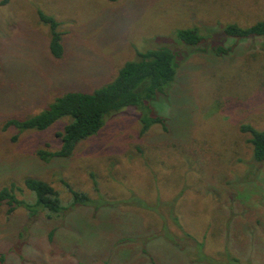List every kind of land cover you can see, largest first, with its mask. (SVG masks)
Here are the masks:
<instances>
[{"label": "rangeland", "instance_id": "374dc122", "mask_svg": "<svg viewBox=\"0 0 264 264\" xmlns=\"http://www.w3.org/2000/svg\"><path fill=\"white\" fill-rule=\"evenodd\" d=\"M8 2L0 7V190L15 183L25 199L24 181L32 177L50 184L68 207L65 182L111 213L100 219L77 210L69 226L73 210L65 224H46L43 215L29 218L19 209L8 216L1 207L5 263L186 264L195 243L186 239L178 253L164 235L187 234L214 258L228 247L264 264V164L254 163L249 136L240 131L243 124L264 130V38L239 41L222 32L227 24L264 21V0ZM41 13L60 23V60L50 54ZM193 27L207 36L200 46L173 41L175 31ZM163 45L179 54L175 83L152 104L167 119L166 131L155 125L143 135L141 112L126 108L71 158L50 162L37 153L60 150L56 134L69 118L43 132L4 131L9 119L39 113L67 92H94L137 52ZM220 45L231 51L218 54ZM53 229L58 236L51 240ZM154 236L160 238L149 241ZM171 249L173 260L161 252Z\"/></svg>", "mask_w": 264, "mask_h": 264}, {"label": "trees", "instance_id": "16d2710c", "mask_svg": "<svg viewBox=\"0 0 264 264\" xmlns=\"http://www.w3.org/2000/svg\"><path fill=\"white\" fill-rule=\"evenodd\" d=\"M8 1H1L0 7L8 4ZM40 18L50 29L49 51L51 56L56 60L62 59L65 49L63 35L59 30L60 23L55 18L44 13L40 14ZM222 32L223 37L239 41L264 38V21L247 28L241 27L238 24H227L222 27ZM172 37L175 43L190 48L200 46L207 38L197 27L177 30L173 33ZM212 39L214 43L219 42L216 36L212 37ZM216 51L222 55L229 53L231 50H227L220 45L216 48ZM137 55L138 59L127 62L110 83L96 89L94 92H67L56 98L53 104L39 113L30 115L24 119L17 117L9 119L4 124V131L14 128L17 130L18 135L28 131L43 132L50 129L58 121L69 118L70 122L65 125L63 131L56 134L61 140L60 150L55 153L47 151H39L37 153L38 157L44 162H50L54 158H71L83 142L100 133L108 117L118 114L126 108H134L141 112L140 125L143 135L148 133L155 125H161L166 131L167 119L155 114L152 104L157 101L159 96L166 95L175 83L179 67V54L176 50L163 45L145 52L139 51ZM240 131L249 136L248 141L253 149L254 163L257 165L264 164V130L260 131L250 124H243L240 127ZM24 185L28 191L25 194V199L19 198V195H24V191L15 183L0 190V208H5L8 216L14 214L19 209H23L29 218L43 215L46 218V224L49 223L48 221H58L65 224L66 213L73 210L74 215L67 221V225L72 221L76 222L77 218L79 219V214L76 215L77 210L91 209L89 212H92V214L99 213L102 216L100 219H106V217L110 216L111 212L107 208H100L102 206L96 205L87 194L73 190L65 182L64 185L72 195V200L68 207L63 205L59 192L47 182L31 177L25 179ZM142 205L144 206V204ZM25 232L26 234L28 233L27 231ZM55 236L58 235H56L53 229L49 233V239L52 240ZM164 236L170 237L169 244L172 245L171 243H173L174 249L178 253H181L188 244L186 239L195 243L194 257L190 261L189 257L186 258V256V261L184 262L186 264L255 263L254 258L239 253H232L228 247H225L223 253L218 258L209 256L205 252V242L198 241L187 234H185L186 238L184 240L171 234ZM164 236L162 238L165 242ZM157 238L160 237H150L149 241ZM229 240L231 241V238H228L227 241ZM23 245L24 243L21 246ZM161 252L163 255L168 253L167 256L169 255L170 259L173 260V249H171V252L163 250ZM5 259V255H0L1 264H6Z\"/></svg>", "mask_w": 264, "mask_h": 264}]
</instances>
